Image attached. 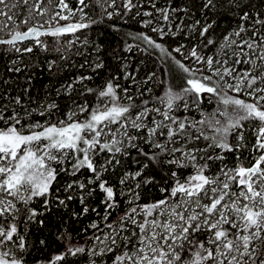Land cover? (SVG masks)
<instances>
[{
    "label": "snow or ice",
    "instance_id": "6c2138e0",
    "mask_svg": "<svg viewBox=\"0 0 264 264\" xmlns=\"http://www.w3.org/2000/svg\"><path fill=\"white\" fill-rule=\"evenodd\" d=\"M23 2L27 4L28 0ZM229 2L240 6V0ZM96 4L109 19L130 14L132 19L147 17L140 23L161 40L190 32H197L203 39L186 51V45L180 44L170 52L146 33L134 37L144 43L141 51L152 54L159 50L169 76L175 77L169 62L183 73V87L177 90L169 86L162 96L155 97L156 105L163 107L153 106L150 99L136 103L127 88L114 83L119 77L101 88H89L86 81L92 77L87 75L76 77L65 91L79 84L81 95L95 94L100 103L92 108L86 102L78 104L55 123L51 122L55 102L28 108L20 96L0 97V264H26L30 245L21 225L36 222L37 217L51 211L53 203L67 207L68 201L76 198L83 205V214H87L85 201L97 190L103 193L105 214L100 222L90 225L94 230L93 246L88 249L90 264H104L102 258L108 254L113 256L111 264H264V17L240 9V26L224 37L213 55H204L205 49L217 44L208 38L213 25L200 20L186 25L187 8L171 4L159 8L156 0H147L150 11L140 10L145 7L144 0H122L121 4L117 0H96ZM0 5L9 8L8 13L0 11V16L11 21V8L16 5L10 8L8 0H0ZM57 6L60 11L45 23L59 24L79 14L77 22L44 31L41 23L26 32L11 33V38L0 39V44L10 45V50L23 56L33 52V47L20 48L18 41L34 40L37 47L47 51L48 45L39 37L75 35L89 27L80 22L87 19L88 0H77L75 9L66 0H59ZM215 7L216 0H203L202 9L211 11ZM34 8L41 16L47 13L39 4ZM8 27L0 24V31ZM74 43L67 41L69 48ZM173 52L182 58L176 59ZM86 66L95 72L103 67V61L97 55L94 64L85 59L80 65ZM27 68L22 61L14 60L8 71L20 73ZM155 75L150 73L144 83ZM129 77L131 74H126L125 78ZM205 99L209 103L217 101L212 113L202 112L200 106ZM181 109L201 111V118L181 117ZM33 113L44 120H31ZM248 129L255 137L251 147L246 139ZM245 149L251 156L250 166L240 159ZM133 151L140 168L120 177L118 192L106 175L115 173L122 159ZM228 153L236 154L233 166L225 162ZM149 165L161 172L165 165L191 171L183 179L176 170L170 171L171 183L165 181L166 186L160 188L163 198L141 204L139 190L154 182L153 177L144 175ZM85 172L88 175L82 179ZM61 174L70 181L63 186L64 198L59 187L55 193L52 190ZM118 195L128 198L129 207L114 225L109 217L111 210L119 207ZM37 201L43 211L34 207ZM92 211L100 215L96 209ZM39 223L42 225L43 220ZM62 241L64 251L46 264H68L69 256L85 252L70 234H64Z\"/></svg>",
    "mask_w": 264,
    "mask_h": 264
},
{
    "label": "trees",
    "instance_id": "16d2710c",
    "mask_svg": "<svg viewBox=\"0 0 264 264\" xmlns=\"http://www.w3.org/2000/svg\"><path fill=\"white\" fill-rule=\"evenodd\" d=\"M66 2L70 8L75 9L77 7V0H66ZM88 2L90 7L85 9L88 13L87 19L80 22L88 23L89 27L77 32L75 35L39 37L40 40L48 45L47 51L37 47L34 40L17 42V46L20 48L33 47V52L26 53L23 56L10 50V45L0 44V97L5 94L11 97L20 96L23 104L28 108H38L40 105L55 102L57 108L53 110L51 117V122L55 123L57 120L65 119L66 114L78 104L86 102L89 108H92L100 103L95 94L81 95L82 89L79 84L74 86V90L65 91V87L81 75L92 77L90 81H86L87 87L92 89L101 88L113 77H119L114 83H119L121 89L127 88L128 94L134 97L136 103L139 104L141 99H150L153 106H157L155 97L162 96L167 87L171 86L179 90L184 86L183 73L176 70L174 64L169 62L172 71L175 72V77L173 78L166 73L165 66L161 62L159 50H154L152 54L141 51L140 49L144 48L145 45L141 40L134 39V37L138 33H146L170 52L180 44L186 45V51L187 48L192 47V45L203 39L198 36L197 32H190L187 35L179 33L175 37L166 36L161 40L156 33L142 26L140 23V21L144 20L142 16L132 19L130 14L129 17L123 19L119 16L109 19L103 9L97 6L96 0H88ZM144 2L145 7L140 10L150 11L151 9L147 7V0H144ZM8 3L10 8L13 4L16 7L11 8L10 14L13 17L11 21L6 16H0V24L9 25L8 28L0 31V39L6 40L11 36V33L17 31L26 32L29 28L39 27L41 23L44 25L41 31H44L54 29L59 25L77 22L79 19V14H77L76 17L69 21L60 20L59 24L55 21L45 23V21H49L53 13L60 11L57 6L59 0H51V3H49V0H28L27 4L23 0H8ZM121 3L122 0H117V4ZM156 3L159 8H164L171 4L172 7L189 9L188 18L184 20L186 25L191 24L194 20H200L202 24L208 22L213 25L208 38L215 40L217 44L215 47L209 46L205 49L204 55H213L219 45L223 43L224 37L231 35L240 26L242 23L240 20V9L249 12L252 16L259 13L261 17H264V0H240L239 8L234 3H230L229 0H216V7L211 11L202 9L203 0H156ZM36 4H39L40 9H47V13L44 16L39 15V9L34 8ZM112 10V8H108V11ZM0 11L8 13L9 8H4L0 5ZM63 14L66 15L67 13ZM180 15H183V13ZM125 19L127 20L126 23ZM25 20H28V22L24 23ZM245 23L247 24V22ZM248 35H251L250 31ZM85 40L87 43H84ZM67 41H75V43L69 48ZM129 46H131V50H129ZM57 48L60 51H56ZM78 52L85 53V55H78ZM97 55L103 61L102 68L93 72L91 67H80L81 64H84L85 59H88L90 64H94ZM172 55L176 59L182 58L175 52ZM61 56L66 57V59H61ZM14 60L22 61L23 64L28 66L27 70L20 73L9 72L8 68ZM50 62H54L51 64V70H49ZM240 67L245 66L241 65ZM125 68L128 69L131 77L135 79L131 77L125 78L126 76L123 75ZM153 72L156 75L145 84L144 81ZM29 78L30 83L28 82ZM25 89H28V91L25 92ZM141 92L144 93L143 97L140 96ZM120 94L124 95L122 91ZM122 102L127 103V100ZM216 106L217 101L215 99L211 103H209L208 99H205L200 108L204 114H209L213 112ZM221 107L223 106L221 105ZM200 113L201 111L197 110L185 112L181 109L178 115L199 120ZM83 117L81 115L80 119ZM218 118L223 120V117ZM30 119L43 121L44 117L33 113ZM230 139L232 138L230 137ZM246 139L249 147L255 143V137L251 134V129H248ZM134 157H136L135 151L128 158L122 159V163L117 166L115 173L106 175L110 183L117 187L118 192L121 190L118 185L120 177L125 172H135L140 168V165L135 163ZM240 159L245 166H250L251 156L246 149L240 154ZM225 162L229 166H233L237 163L236 154L228 153ZM144 163L148 162L144 161ZM172 170H176L181 179L191 171L190 169H175L167 165L164 166L163 172L152 165L144 169V175L153 177L154 182L139 190L141 193L139 203L148 204L162 199L163 195L160 192V188L166 186L165 181H168V184L171 183V180L168 179V173ZM216 170L217 166H214L212 171L215 172ZM87 175L88 173L85 172L81 178L86 179ZM57 179L58 185L54 184L52 190L55 193L56 188L59 187V194L61 198H64L63 186L70 182L69 178L61 174ZM103 198V193L99 190L88 197L85 201L89 208L87 214H83V205H81L78 198L68 201L67 207H58L53 203L51 211L37 217L36 222L21 225L22 231L26 232V239L30 245L26 255V264H46L55 254L63 252L65 243L62 241V237L66 233L70 234V238L75 244L85 248L84 253L75 257L69 256L68 264H87L89 261L87 250L94 234V230L90 225L94 222H100L105 214V206L101 203ZM117 199L120 202L119 207L112 209V215L109 217V222L114 225L129 207L127 197L118 195ZM34 207H36L37 211H43L40 201H37ZM92 209H96L100 215L98 216ZM40 220H43L42 225L39 223ZM101 226L103 227V223ZM41 240L45 242L43 245L40 243ZM112 258V254H108L102 259L104 264H111Z\"/></svg>",
    "mask_w": 264,
    "mask_h": 264
},
{
    "label": "rangeland",
    "instance_id": "374dc122",
    "mask_svg": "<svg viewBox=\"0 0 264 264\" xmlns=\"http://www.w3.org/2000/svg\"><path fill=\"white\" fill-rule=\"evenodd\" d=\"M142 19H147V17H143ZM125 67H126V65H125ZM128 73H129L128 69L125 68L123 75L126 76V74H128ZM157 106H160V105H157ZM160 107H163V106H160ZM199 115H200V117H201V113H200ZM200 117H199L198 119H200ZM83 118H84V117H83ZM83 118H81V119H83ZM92 246H93V240H91L88 249H90ZM87 252H88V250H87ZM87 264H90V258H89V261H88Z\"/></svg>",
    "mask_w": 264,
    "mask_h": 264
},
{
    "label": "water",
    "instance_id": "95a60500",
    "mask_svg": "<svg viewBox=\"0 0 264 264\" xmlns=\"http://www.w3.org/2000/svg\"><path fill=\"white\" fill-rule=\"evenodd\" d=\"M10 38H11V36L8 39H10Z\"/></svg>",
    "mask_w": 264,
    "mask_h": 264
}]
</instances>
